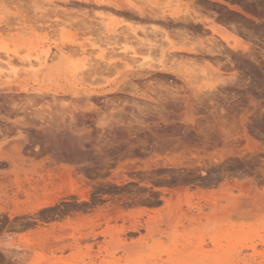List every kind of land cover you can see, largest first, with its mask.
Wrapping results in <instances>:
<instances>
[{
    "label": "rangeland",
    "instance_id": "obj_1",
    "mask_svg": "<svg viewBox=\"0 0 264 264\" xmlns=\"http://www.w3.org/2000/svg\"><path fill=\"white\" fill-rule=\"evenodd\" d=\"M82 43H91L87 58ZM35 45L29 64L22 57ZM249 88L253 100L236 113ZM184 100L194 120H180L188 127L177 134L164 114ZM213 114L225 115L215 144ZM262 115L264 0H0V264H264ZM143 123L155 125V141ZM59 124L73 125L81 162L65 155ZM125 129L134 150L155 151L133 162L102 156ZM161 132L199 147L163 151ZM170 157L182 164L162 165ZM130 186L139 195L129 201L95 199ZM50 193L52 205L33 207Z\"/></svg>",
    "mask_w": 264,
    "mask_h": 264
},
{
    "label": "bare ground",
    "instance_id": "obj_2",
    "mask_svg": "<svg viewBox=\"0 0 264 264\" xmlns=\"http://www.w3.org/2000/svg\"><path fill=\"white\" fill-rule=\"evenodd\" d=\"M251 7V6H250ZM233 8L234 9H236V10H238L239 12H242V9L239 7V6H237V5H233ZM112 30H114L113 28H112ZM211 46L215 49V51L216 52H221V49L219 48V49H217V46H218V42H216L214 39L211 41ZM39 45H35L34 47H31V51H29L28 53H26L25 55H23V60L24 61H26L27 63H32V61H33V59H32V57H33V53H34V51L36 50V48L38 47ZM91 46V43L90 44H88V43H82V44H80L79 45V49L81 50V52H82V54L84 55V57L85 58H87L88 56H89V54L91 55L92 53V48H89ZM210 48V46H209V49L211 50V49H213V48ZM235 47V46H234ZM230 48H228V50H229ZM225 50H227V49H225ZM227 50V51H228ZM15 52L13 53V55L14 56H17L18 55V50H14ZM48 51H49V49L47 48V49H44L43 51H41L43 54H48ZM238 54V53H237ZM40 55H41V53H40ZM105 55H106V52L105 51H103V50H101L100 51V54H99V56L101 57V58H104L105 57ZM40 56L39 55H35L34 56V58L35 59H38ZM134 57H132V59H133ZM88 60H89V58H88ZM86 61V60H85ZM232 78H233V76H232ZM232 81V80H231ZM245 89V88H244ZM250 90V88L247 90H244V92L243 93H241L240 94V103L238 104L237 102H235L234 104H233V106L236 108V113H239L240 111H241V109H242V107H245V106H247L248 105V103L250 102V101H252L253 100V98H252V94L250 93L251 91H249ZM192 107L193 106H191V104H189L188 103V101L187 100H184L183 102H181L180 104H178V103H171V108H172V110L171 111H166L165 112V114H164V117L166 118V119H168V120H170V121H172L173 123L176 121L178 124H177V126L176 127H174L175 128V131H174V133H177L178 134V132L179 131H183L184 133H185V131H187V130H185V128L187 129V127L188 126H186L185 128H184V130H182V128H183V122H192L193 120H194V117H193V114H194V111H192L193 109H192ZM195 115V114H194ZM212 118H213V120H214V124H213V126L215 127L213 130H212V139H211V142H212V144H215L216 142H218V141H220L221 139H222V134H221V131L223 130V128H224V122L225 121H222L221 119H223L224 117H225V115H218V116H214V114H213V116H211ZM164 118V119H165ZM148 119H155L154 117L152 118H149L148 117ZM210 119V118H209ZM180 120H181V122L183 123H181L180 122ZM195 120H196V118H195ZM179 121V122H178ZM227 121V120H226ZM195 122V121H194ZM213 122V121H212ZM230 122V121H229ZM227 123V122H226ZM226 123H225V125H226ZM231 123V122H230ZM74 124V123H73ZM176 124V123H175ZM187 124V123H186ZM262 129H264V115H262V117L259 119V122L257 123ZM52 125H54L53 123H52ZM52 125L50 126V128H52ZM58 125V124H57ZM59 125H61V127L60 126H54L53 128L55 129V131L56 130H58V132H56L58 135L60 134L61 135V141L63 142H61L62 144H66L65 146H66V150H67V153L65 154L66 156H68L70 159H72V162H76V163H78V162H81L82 160H83V155H84V152H82V149H80V145L78 144V140L80 141L81 139H79V136L76 134V133H74V130H73V125H71V124H67V125H65V128H63L64 130H62V129H56V127L57 128H62V124H59ZM75 126V125H74ZM154 124H152V125H150V124H148V123H143L142 125H141V127H140V129H143L144 130V128H149V132H150V135H149V137H148V139H150V141H153L154 140V136L155 135H157V129H155L154 128ZM41 127V126H40ZM46 128V127H45ZM52 128V129H53ZM42 129V128H41ZM36 130V129H35ZM157 130V131H156ZM54 131V130H53ZM59 131H61V133H59ZM178 131V132H177ZM35 132V131H34ZM38 132V131H37ZM36 133V132H35ZM163 133V134H162ZM166 132H161V136H163V137H165V140H164V143H161L160 144V148L163 150L164 148H167L168 146H181V147H186V148H192V147H197V144H198V142H196L195 144H194V139L193 138H190L187 134H184V133H182L181 132V134H183L182 135V137H181V139H171V133L170 134H165ZM174 133H173V135H174ZM39 134V133H38ZM37 134V136H39V137H42L44 134L45 135H47V133H44V134H42V136H40L41 134H39L38 135ZM129 134H131L128 130H122L121 132H120V137H121V140L122 141H120L117 145L115 144V146L116 147H114L115 148V150L113 149V147H111V149H113L112 151H113V153H112V155H115V157L118 159V161H124V162H133V161H135L136 159H138L139 158V155H140V153L141 152H143L142 154H144V152L146 153V154H148V153H151V152H154L155 150V148H153V146L152 145H150V146H148V145H146V146H148V148L147 147H144V146H142L141 144H140V146H142V147H144L143 148V150L141 151H136V150H134V147L136 146L135 144H136V141H129V140H124V138H128V135ZM147 135V134H146ZM158 135H160L159 134V132H158ZM172 135V136H173ZM243 135L245 136V138H247L248 140H249V142L252 144V146H251V148L252 149H256L257 148V141L255 140V139H253V137L252 136H250L247 132H246V130H244V132H243ZM34 136H36V135H34ZM127 136V137H126ZM176 136V135H175ZM198 136H199V134H198ZM201 136H204L203 134H201L200 136H199V139L200 138H202ZM38 137V138H39ZM57 137H59V136H57ZM162 137V138H163ZM205 137V136H204ZM203 137V138H204ZM210 137V136H209ZM208 137V138H209ZM156 138V137H155ZM178 138V137H177ZM179 138H180V136H179ZM40 139H42V138H40ZM59 139V138H58ZM153 139V140H152ZM192 139H193V141H192ZM205 139V138H204ZM46 140H47V137H46ZM45 140V141H46ZM60 140V139H59ZM202 140V139H201ZM206 140V139H205ZM155 141V140H154ZM145 142V141H144ZM161 142H163V141H161ZM69 144V145H68ZM146 144V143H145ZM144 144V145H145ZM8 145V144H7ZM110 145H112V144H110ZM138 146V145H137ZM136 146V147H137ZM165 146H167V147H165ZM214 146H216V145H214ZM198 147H199V144H198ZM4 148V147H3ZM140 148V147H139ZM174 148V147H173ZM9 149V148H8ZM11 149V148H10ZM15 149V148H14ZM42 149H44V148H42ZM55 149V148H54ZM53 148H51V151H53L54 150ZM141 149V148H140ZM168 149V148H167ZM260 149H262V151H264V147L263 148H260ZM40 151H41V149H40ZM43 151V150H42ZM56 151V150H55ZM164 151V150H163ZM11 152H14V150L13 151H11ZM157 152V151H156ZM2 153H0V155H1ZM146 154H144V155H146ZM20 155V154H19ZM143 155V156H144ZM158 154H154L153 156H151V158L153 159L155 156H157ZM51 157L52 158H56V159H63V155L61 154V155H59L58 153H56V152H54L53 151V153L51 154ZM141 157V156H140ZM252 158V157H251ZM250 158V159H251ZM61 159V160H62ZM253 159V158H252ZM256 159V158H255ZM258 160V159H257ZM57 161V160H56ZM164 161V160H163ZM255 161V160H254ZM55 163V162H54ZM157 163V162H156ZM251 163H253L254 164V162H253V160H251ZM258 164V162H255V164ZM263 163H264V161H263ZM159 164V163H158ZM165 164H171V165H177V164H181V161H178L177 159H173V158H168L166 161H164L163 163H162V165H165ZM156 165V164H155ZM161 165V164H160ZM264 165V164H263ZM57 166V165H56ZM55 166V167H56ZM253 167L252 168H255L254 167V165H252ZM59 168V169H58ZM60 168L61 167H56V173L58 174V170H60ZM222 168H224V167H222ZM62 169H63V167H62ZM49 171L51 170V169H48ZM47 171V170H46ZM58 171V172H57ZM66 172L67 170L66 169H64L62 172ZM63 174V173H62ZM43 175V174H42ZM45 175V174H44ZM43 175V176H44ZM46 176V175H45ZM63 176H65V175H63ZM67 176V175H66ZM47 177V176H46ZM60 177H61V175H60ZM38 178L40 179V174L38 175ZM147 179H148V177H147ZM256 179V176H255V174L253 173V175H252V177H251V179H249L250 180V182L252 183V184H254L255 183V185H252L253 186V190H254V188L255 187H257V185L259 184H257L255 181ZM51 180V179H50ZM53 180V179H52ZM263 179H261V181H262ZM39 181V180H38ZM23 183V182H22ZM29 183V182H28ZM48 183V182H47ZM50 183V182H49ZM55 183V182H54ZM53 183V184H54ZM250 183V184H251ZM45 184V183H44ZM56 184H58V183H56ZM245 184V183H244ZM243 184V185H244ZM257 184V185H256ZM41 185V184H40ZM50 185V184H49ZM22 186H24V184H22ZM228 186V185H227ZM247 186V185H246ZM251 186V185H250ZM251 186V187H252ZM29 187V186H28ZM27 187V188H28ZM38 187V186H37ZM41 187V186H40ZM47 187V186H46ZM226 187V186H225ZM240 187V186H239ZM25 188V187H24ZM45 188V187H44ZM223 188H224V186H223ZM228 188H229V186H228ZM247 188V187H246ZM259 188V187H258ZM26 189V188H25ZM36 189V188H35ZM46 189V188H45ZM52 189V188H51ZM62 189V188H61ZM256 189V188H255ZM27 190V189H26ZM31 190V189H30ZM37 190L39 191V188H37ZM42 190V189H41ZM63 190V189H62ZM227 190V189H226ZM232 190V189H231ZM230 190V191H231ZM245 190V189H244ZM257 190V189H256ZM21 191V190H20ZM37 191V192H38ZM58 191V190H57ZM248 191V190H247ZM259 191V190H258ZM22 192H24V191H22ZM21 192V193H22ZM251 192V191H250ZM39 193V192H38ZM63 193V191H60V194H62ZM204 193V192H203ZM242 193V192H241ZM19 194V193H18ZM17 194V195H18ZM29 194V193H28ZM40 194V193H39ZM247 194H249V193H247ZM15 195H16V193H15ZM14 195V196H15ZM23 195V194H22ZM147 195V194H146ZM212 195V194H211ZM229 195H230V193H229ZM250 195V194H249ZM248 195V196H249ZM262 195H263V193H262ZM38 197H40L39 195H37ZM57 195L56 194H54V195H52L51 196V193H50V196H47V197H45L44 199H42V200H40V199H36L37 200V202L35 203V204H33V207L34 208H38V209H40V207H45V206H49V205H52L53 204V202L55 201V197H56ZM150 196V195H149ZM204 196V195H203ZM202 196V197H203ZM220 196V195H219ZM236 196V195H235ZM234 196V197H235ZM243 196V195H242ZM241 196V197H242ZM258 196V195H257ZM256 195L254 196V199H253V203H256V202H258L259 201V196L257 197ZM261 196V195H260ZM30 197H31V195H30ZM144 197V196H143ZM142 197V198H143ZM147 197V196H146ZM145 197V198H146ZM205 197V196H204ZM209 197H210V194H209ZM212 198H213V196H211ZM228 197V196H227ZM239 197V196H238ZM240 197V198H241ZM15 198V197H14ZM141 198V199H142ZM153 198V197H152ZM207 198V197H206ZM211 198V199H212ZM216 198H218V196L216 197ZM237 198V197H236ZM243 198V197H242ZM241 198V199H242ZM248 198V197H247ZM251 198V197H250ZM249 198V199H250ZM31 199H32V197H31ZM205 199V198H204ZM211 199H210V201H211ZM252 199V198H251ZM261 199H262V197H261ZM3 200V199H2ZM5 200V199H4ZM7 200H10V198L9 199H7ZM145 199H143L142 201H144ZM213 200V199H212ZM238 200V199H237ZM243 200H244V198H243ZM263 200V199H262ZM27 201V200H26ZM148 201H151V202H154V201H152V200H148V198H147V200L145 201L146 203L148 202ZM171 201V200H170ZM188 201V200H187ZM214 201V200H213ZM18 202V201H17ZM24 202V201H23ZM145 202H143V204H145ZM158 202V201H157ZM156 202V203H157ZM181 202V201H180ZM215 202V201H214ZM246 201H244L243 203H244V205L243 206H248L249 205V203L248 204H246L245 203ZM261 202V201H260ZM10 203V202H9ZM8 203V207H10L9 204ZM155 203V204H156ZM216 203H217V201H216ZM2 204V203H1ZM142 204V203H141ZM142 204V205H143ZM147 204H149V203H147ZM151 204V203H150ZM152 204H154V203H152ZM192 204V203H191ZM212 204V203H211ZM211 204H210V206H211ZM240 204H242V203H240ZM6 205V204H5ZM19 205V204H18ZM22 205V204H21ZM28 205V204H27ZM199 206H200V204H198ZM227 205V204H226ZM251 205V204H250ZM256 205V204H255ZM261 205V204H260ZM17 206V205H16ZM22 206H24V205H22ZM180 206V205H179ZM190 206V205H189ZM193 206V205H192ZM213 207H214V205H212ZM221 206H223V205H221ZM231 206V205H230ZM242 206V207H243ZM6 207H7V205H6ZM7 207V208H8ZM111 207V206H110ZM113 207V206H112ZM174 207V206H173ZM228 207H229V205H228ZM3 208H4V206H3ZM17 208V210L18 211H20L21 209H19V207L17 206L16 207ZM23 208H26V207H23ZM109 208V207H108ZM114 208H115V206H114ZM201 208V207H200ZM199 208V209H200ZM212 208V207H211ZM221 208V207H220ZM254 208V207H253ZM214 209H216V208H214ZM239 209V208H238ZM4 210V209H3ZM37 209H35V211H36ZM113 210V209H112ZM110 211L111 213L113 212V211ZM235 210H237V209H235ZM249 210V209H248ZM109 211V210H108ZM237 211H240V209L239 210H237ZM39 212V211H38ZM104 212V211H103ZM109 213V212H108ZM115 213V212H114ZM224 213V212H223ZM228 213V212H227ZM113 214V213H112ZM217 214V213H216ZM35 215V214H34ZM94 215V214H93ZM91 216V215H90ZM99 216V215H98ZM89 217V216H88ZM124 217V216H123ZM163 217V216H162ZM104 218V217H103ZM99 219V218H98ZM100 219H102V217H100ZM111 219H113V218H111ZM164 219V218H163ZM178 219V218H177ZM96 220V219H95ZM128 220V219H127ZM129 220H131V219H129ZM155 221V219H152L151 218V220L150 221H148V223L150 224V226L148 227V228H150L151 229V225H152V223H154V221ZM81 221V220H80ZM100 221V220H99ZM82 222V221H81ZM111 222V221H110ZM158 222V221H157ZM160 222V221H159ZM76 223V222H75ZM124 223V222H123ZM130 223V222H129ZM18 224L19 223H17V227H18ZM81 224V223H80ZM163 224V223H162ZM165 224V223H164ZM20 225V224H19ZM175 225V224H174ZM20 227V226H19ZM72 227H74V226H72ZM80 227V226H79ZM88 227V226H87ZM154 227V226H153ZM177 227V226H176ZM64 228V227H63ZM90 228V227H89ZM55 230V229H54ZM63 230L64 229H62V231H59V232H63ZM65 230H67L66 228H65ZM69 230V229H68ZM84 231H85V229H84ZM108 231H109V233H111V234H113L114 233V229H108ZM120 232H118V234H119ZM125 233V232H124ZM124 233H122V234H124ZM71 235V234H70ZM64 236V235H63ZM114 235H112V237H113ZM107 237V236H106ZM86 238V237H85ZM115 238V237H114ZM78 239V238H77ZM89 239V238H88ZM87 238H86V240H88ZM48 240H49V238H48ZM63 240V239H62ZM62 240H60V241H62ZM84 240V238L82 239V240H80V241H83ZM93 240V239H92ZM105 241V240H104ZM137 242V241H136ZM47 243V242H46ZM56 243H57V241H56ZM80 243V242H79ZM82 243V242H81ZM80 243V244H81ZM44 245V244H43ZM92 245V244H91ZM56 247V246H55Z\"/></svg>",
    "mask_w": 264,
    "mask_h": 264
},
{
    "label": "flooded vegetation",
    "instance_id": "obj_3",
    "mask_svg": "<svg viewBox=\"0 0 264 264\" xmlns=\"http://www.w3.org/2000/svg\"><path fill=\"white\" fill-rule=\"evenodd\" d=\"M105 155L106 156H114L115 157V155H112V153L111 154L110 153H106V154H104L102 156H105ZM261 162H263V161H261ZM181 164H182V161H181ZM165 165H171V164H165ZM177 165H180V164H177ZM182 172H183V170H182ZM170 174L174 177V178L171 179L172 180L171 182L178 181L176 173L170 172ZM164 175H166V174H164ZM150 176L154 180L163 178V176H161V175L157 176L155 173L151 174ZM184 176H185V174H184ZM169 177L170 176H168V178ZM187 177H189V175L186 174V178ZM130 187H131V191H120L119 188H114V189H110L109 191L98 193V194H96L98 197H96L95 199L96 200H101L102 204L113 203V202L123 203V201H129L130 200L129 198L136 197L137 195H139V193L136 191L137 186H135V187L130 186ZM83 197L88 199L87 194H83Z\"/></svg>",
    "mask_w": 264,
    "mask_h": 264
},
{
    "label": "crops",
    "instance_id": "obj_4",
    "mask_svg": "<svg viewBox=\"0 0 264 264\" xmlns=\"http://www.w3.org/2000/svg\"><path fill=\"white\" fill-rule=\"evenodd\" d=\"M69 158V157H68Z\"/></svg>",
    "mask_w": 264,
    "mask_h": 264
}]
</instances>
